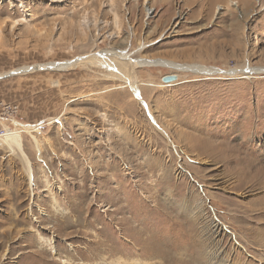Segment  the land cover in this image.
<instances>
[{"label": "rangeland", "instance_id": "1", "mask_svg": "<svg viewBox=\"0 0 264 264\" xmlns=\"http://www.w3.org/2000/svg\"><path fill=\"white\" fill-rule=\"evenodd\" d=\"M24 1L0 0V125L32 169L0 140V264H264V74L228 75L264 68V0ZM114 49L222 73L139 66L138 97L37 67Z\"/></svg>", "mask_w": 264, "mask_h": 264}, {"label": "bare ground", "instance_id": "2", "mask_svg": "<svg viewBox=\"0 0 264 264\" xmlns=\"http://www.w3.org/2000/svg\"><path fill=\"white\" fill-rule=\"evenodd\" d=\"M20 4L21 7L25 6V1L24 0H17ZM151 0H145V3L148 5ZM232 4H235L233 0L230 1ZM225 6L222 4L218 5V9H222ZM148 11L151 10V8H147ZM144 46L140 47L143 48ZM86 60H90L93 62L98 63L100 66H103L104 68H108L109 71L114 73L120 80H122L124 83H127L130 85V87L134 90L136 93V96L139 97L138 95V85L134 82L135 80L131 77V71L132 69L143 66V65H149V66H166V67H172L176 68L178 70L182 71H193V72H202V73H210V74H216V73H222L220 69L216 68H207L201 65H183L179 64L175 61L172 60H164V59H147L145 57H141L139 60H134L131 58L130 53L126 50H121V49H114L112 51L106 52V54L101 53V54H92L88 55L85 57H81L77 60L71 61H64L60 63L56 62H51V63H44L43 65H38L37 67L41 68H49L52 70H64L67 69L74 64L76 65L77 62L83 61L85 62ZM81 63V62H80ZM35 66L31 67H22L16 70L10 71V73H15L17 71H26L28 69H34ZM228 75L231 76H238V75H243V76H249L252 73H258V74H264V68H252V67H247L244 71H239L236 69L229 70ZM224 73V72H223ZM174 76H166L165 77V82H169L174 80ZM26 132L32 135L33 139L37 143L38 150L41 148L39 147V139L37 138L36 135H33L34 131L37 129L32 128L30 126H23L22 127ZM3 143L4 146H6L11 153H17L22 156L23 160L28 166V172L30 177L32 176V169L30 166V161L24 151L23 148V143H22V137H21V130L19 129L18 125H16V129H8V133L4 134L3 137L0 139ZM217 221V220H215ZM213 221L211 224L208 225V227H205V233L206 235L208 234L210 238H216L218 237L221 233L220 230H223V227H220L218 223H215ZM207 235V236H208ZM234 236V235H233ZM236 239V238H235ZM208 240V239H207ZM216 240V239H215ZM213 243V242H212ZM190 245V244H189ZM188 245V246H189ZM213 245V244H212ZM187 246V247H188ZM215 246V245H214ZM213 246V247H214ZM192 251L194 252V263L193 264H217V256H218V251H211L208 255L204 256L202 253H200V249L198 247L190 246ZM210 250V249H209ZM213 250V249H212ZM218 250V249H217ZM203 251V250H202ZM220 254V253H219ZM223 254V253H222ZM219 257V256H218ZM119 261V260H118ZM122 262V261H121ZM120 263V261L118 262ZM191 263V262H190Z\"/></svg>", "mask_w": 264, "mask_h": 264}, {"label": "built area", "instance_id": "3", "mask_svg": "<svg viewBox=\"0 0 264 264\" xmlns=\"http://www.w3.org/2000/svg\"><path fill=\"white\" fill-rule=\"evenodd\" d=\"M6 127H10V126L0 125V139H1V137L4 136V134L6 132Z\"/></svg>", "mask_w": 264, "mask_h": 264}]
</instances>
